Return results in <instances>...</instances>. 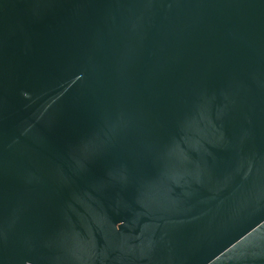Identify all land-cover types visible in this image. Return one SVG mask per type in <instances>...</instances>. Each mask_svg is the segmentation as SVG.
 Segmentation results:
<instances>
[{
  "label": "water",
  "instance_id": "water-1",
  "mask_svg": "<svg viewBox=\"0 0 264 264\" xmlns=\"http://www.w3.org/2000/svg\"><path fill=\"white\" fill-rule=\"evenodd\" d=\"M0 264H264V0H0Z\"/></svg>",
  "mask_w": 264,
  "mask_h": 264
}]
</instances>
